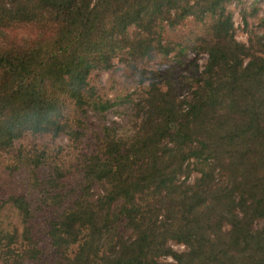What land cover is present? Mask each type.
Segmentation results:
<instances>
[{
  "label": "trees",
  "instance_id": "obj_1",
  "mask_svg": "<svg viewBox=\"0 0 264 264\" xmlns=\"http://www.w3.org/2000/svg\"><path fill=\"white\" fill-rule=\"evenodd\" d=\"M240 2L0 0V152L32 190L0 195L20 222L0 228V264L37 256L27 221L43 207L63 264H264V35L234 38ZM186 51L206 58L178 98L146 66ZM113 60L147 82L135 100L90 83ZM123 100L129 133L88 127ZM25 135L52 145L14 150Z\"/></svg>",
  "mask_w": 264,
  "mask_h": 264
},
{
  "label": "rangeland",
  "instance_id": "obj_2",
  "mask_svg": "<svg viewBox=\"0 0 264 264\" xmlns=\"http://www.w3.org/2000/svg\"><path fill=\"white\" fill-rule=\"evenodd\" d=\"M226 7L231 15L234 38L237 41L248 45L250 40H253L255 36L264 35V0H241L237 4L229 3ZM192 28V23H186L180 29V33L184 36ZM205 58V53L186 51L184 57L181 59V64H167L163 65V68H159L155 61H151L146 66V71H148L146 74L156 78L162 84L163 88L165 86L172 88L178 98H187L189 95L188 83L192 76L191 72L194 70L196 73L201 71ZM137 78L136 72L130 71L124 63L116 60H113V65L110 69L105 71L95 70L89 74L90 83L98 89L99 93H105L108 97L116 96L119 100H122L126 94H129V97L135 100L141 94L147 82L138 83ZM166 81L168 83H165ZM136 116L135 110L130 105V102L123 100L116 108L113 107L108 110L101 119L99 117H91L88 127L90 126L91 129L97 130V125L100 122L110 124L113 121L116 124L118 133L127 134L130 129L132 130L133 121ZM54 141L55 145L59 144L63 146L62 152L60 153V155H63L65 152V139L60 137ZM41 142H45L48 147L52 145L49 141H42L39 136L25 135L14 143L13 149L23 147L26 150H32L35 145L38 146ZM87 143L88 141L84 142V145L86 146ZM14 155L13 150L9 153L0 152V195L8 192L10 189L16 193H25L28 196L32 195V190L29 189L28 185L27 171L22 164L13 161ZM10 165L19 166L18 169L10 171ZM194 175L196 173L193 171L190 174L189 181ZM34 205L35 202L33 203ZM52 217L53 209L43 207L29 218L27 225L34 240L37 241L39 249L34 259L22 258L20 259V264H63L62 256L55 248L48 246L45 237V231ZM11 225L20 230L19 219L7 207L1 206L0 228L6 227L8 229ZM170 245L176 250L182 248L181 245L171 244V242Z\"/></svg>",
  "mask_w": 264,
  "mask_h": 264
},
{
  "label": "built area",
  "instance_id": "obj_3",
  "mask_svg": "<svg viewBox=\"0 0 264 264\" xmlns=\"http://www.w3.org/2000/svg\"><path fill=\"white\" fill-rule=\"evenodd\" d=\"M182 247V246H181Z\"/></svg>",
  "mask_w": 264,
  "mask_h": 264
}]
</instances>
